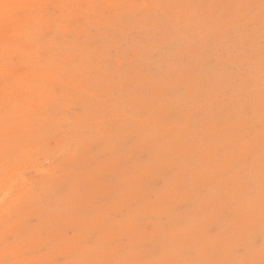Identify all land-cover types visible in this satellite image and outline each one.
Instances as JSON below:
<instances>
[{
    "label": "rangeland",
    "instance_id": "374dc122",
    "mask_svg": "<svg viewBox=\"0 0 264 264\" xmlns=\"http://www.w3.org/2000/svg\"><path fill=\"white\" fill-rule=\"evenodd\" d=\"M0 264H264V0H0Z\"/></svg>",
    "mask_w": 264,
    "mask_h": 264
}]
</instances>
